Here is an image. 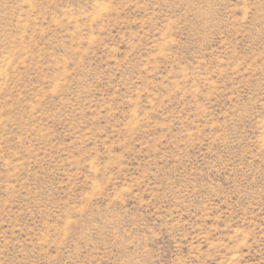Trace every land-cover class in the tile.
<instances>
[{
  "label": "rangeland",
  "instance_id": "374dc122",
  "mask_svg": "<svg viewBox=\"0 0 264 264\" xmlns=\"http://www.w3.org/2000/svg\"><path fill=\"white\" fill-rule=\"evenodd\" d=\"M0 264H264V0H0Z\"/></svg>",
  "mask_w": 264,
  "mask_h": 264
}]
</instances>
